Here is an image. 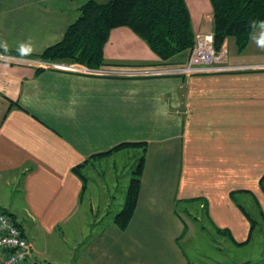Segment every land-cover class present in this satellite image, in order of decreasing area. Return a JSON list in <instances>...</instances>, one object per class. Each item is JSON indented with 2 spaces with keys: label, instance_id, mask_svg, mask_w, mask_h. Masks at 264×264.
<instances>
[{
  "label": "crops",
  "instance_id": "0c3cea01",
  "mask_svg": "<svg viewBox=\"0 0 264 264\" xmlns=\"http://www.w3.org/2000/svg\"><path fill=\"white\" fill-rule=\"evenodd\" d=\"M85 1L0 0V45H7L0 46V209L31 241L32 259L191 264L181 244L189 232L181 210L193 223L204 216L210 228L226 229L240 243L218 233L227 240L223 244L245 246L252 237L243 243L250 232L248 216L262 226L259 210L264 215V59H228L233 69L221 72L112 74L108 71L171 64L131 28L117 26L103 46L106 65L96 69L103 72L14 60L40 58L62 38ZM185 3L193 33H212L210 0ZM21 44L31 51L22 54ZM186 56L187 51L172 63ZM130 141H146L147 149L137 204L122 230L112 216L123 203L114 209L113 200L119 181L124 199L128 182L107 168L110 160L127 167L140 149L92 155ZM79 164L85 183L72 170ZM93 172L101 187L85 202ZM193 198L198 200L175 204Z\"/></svg>",
  "mask_w": 264,
  "mask_h": 264
},
{
  "label": "trees",
  "instance_id": "16d2710c",
  "mask_svg": "<svg viewBox=\"0 0 264 264\" xmlns=\"http://www.w3.org/2000/svg\"><path fill=\"white\" fill-rule=\"evenodd\" d=\"M210 3L214 46L218 48L225 38H233L237 50H243L252 32L264 22V0H210ZM117 26L131 28L165 64L172 63L175 56L188 51L194 43L185 0H87L78 6V15L67 26L62 38L46 47L38 56L50 62L79 63L89 68H101L106 65L103 46L108 40L110 30ZM124 148H138L141 154L131 171L123 204L112 216L113 222L122 230L127 228L137 204L147 142H121L92 155L93 158L105 156ZM80 166L76 165L72 170L85 183ZM236 192H231L235 200ZM196 200L198 199L177 200L175 204L185 205ZM259 212L264 225L263 212ZM248 217L251 223L250 232L243 243L250 240L258 224L256 219ZM215 231L228 235L233 240L228 230L215 227Z\"/></svg>",
  "mask_w": 264,
  "mask_h": 264
},
{
  "label": "rangeland",
  "instance_id": "374dc122",
  "mask_svg": "<svg viewBox=\"0 0 264 264\" xmlns=\"http://www.w3.org/2000/svg\"><path fill=\"white\" fill-rule=\"evenodd\" d=\"M254 31L257 33L256 36L254 37L251 34L252 39L250 40V43L248 42L249 43L248 46H246L241 51L237 50V47L235 45V41L233 38H225L222 41L220 45H222L223 42L226 41L227 39H230L229 40L230 47L228 49V59L230 62L231 61H244V60L249 61V60H255V59L256 60L264 59V48H261L257 44V40L260 37V33L262 29L260 28V26H258ZM197 33H203V32H197ZM214 48L216 47L214 46ZM189 50L187 51V56H188ZM187 56H186V59H187ZM186 59L184 60V62L179 61L180 63H177V64L173 62L168 65L170 66L182 65L185 63ZM81 65L85 66L83 64ZM155 68H158V67H155ZM96 69L97 68H93V70H96ZM182 75H185V74H182ZM128 153L131 154L132 153L131 150ZM137 160L131 161L133 163L128 162L127 167H121L119 160L116 161V163L110 160L109 166L111 168L110 167L107 168L108 173H109V169H111V172L109 174L113 176L118 175L120 179L125 178L124 184H127L128 179L131 177V171L133 167L136 165ZM106 164L107 163L105 162L103 165H106ZM130 164H132V166H130ZM115 165H116V168L112 167ZM105 176H108V174H105ZM100 179H99V175L96 174L95 172L89 174V181L87 183V189L85 191V202L87 201L88 196L93 188L94 190H97L98 188L101 187ZM119 190H120L119 195L117 194L118 196L116 197L115 200H113L114 209L119 206L118 204L119 202L122 204L124 200L123 195L121 193L124 192L125 186H123L122 182L120 181H119ZM111 193L113 194V191H111ZM95 212H96V215H99L100 212H103V210L102 209L100 211L96 210ZM182 214H183V217L187 225L189 226V232L187 233L188 235L187 238H185L181 242V244L191 264H264V225L256 226L255 230L252 232V237H251L250 242L245 244V246H238L235 244H230V247H229L226 243L224 244L222 243V241L224 242L227 241L225 240L226 238L219 235L215 231V229L210 228L206 224V220L204 216H203V221H198L196 223H193L189 215H187L183 211H182ZM202 224L204 226H202ZM227 252L229 253L226 258L224 256ZM223 259H224V262H223ZM39 262L42 264L50 263L47 260L45 261L42 259Z\"/></svg>",
  "mask_w": 264,
  "mask_h": 264
},
{
  "label": "built area",
  "instance_id": "2783aa9c",
  "mask_svg": "<svg viewBox=\"0 0 264 264\" xmlns=\"http://www.w3.org/2000/svg\"><path fill=\"white\" fill-rule=\"evenodd\" d=\"M16 62H23L38 67L56 66L61 69L89 71L77 63L50 62L41 58L15 57ZM228 64V47L224 41L220 47L214 48L211 33H195L194 43L189 50L184 64L176 66L141 68L133 70H110L112 74L122 75H189L193 73L230 71ZM103 72L102 70H91ZM105 72V71H104ZM32 244L26 237L20 225L10 213L0 209V264H42L32 259Z\"/></svg>",
  "mask_w": 264,
  "mask_h": 264
},
{
  "label": "clouds",
  "instance_id": "9594fccd",
  "mask_svg": "<svg viewBox=\"0 0 264 264\" xmlns=\"http://www.w3.org/2000/svg\"><path fill=\"white\" fill-rule=\"evenodd\" d=\"M253 26L255 27V22H253ZM259 26L262 29V31L260 33L259 39L257 40V44L261 48H264V22H261ZM0 46L7 47L6 44L0 45ZM20 51L22 54L27 53V52L31 51V47L28 44H21L20 45Z\"/></svg>",
  "mask_w": 264,
  "mask_h": 264
}]
</instances>
